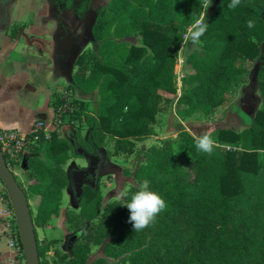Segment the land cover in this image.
<instances>
[{"label": "trees", "instance_id": "trees-1", "mask_svg": "<svg viewBox=\"0 0 264 264\" xmlns=\"http://www.w3.org/2000/svg\"><path fill=\"white\" fill-rule=\"evenodd\" d=\"M255 1L263 0L241 2L236 9L230 10L227 7L230 0H218L209 11L205 19L209 27L201 38L212 35L218 40V45L210 49L204 61V54L197 55L194 61L192 57L188 59L192 61L191 65L198 74L190 80L194 84L177 99L188 102L189 106L182 112L176 109V112L188 115L200 109L208 114L226 100L228 87L242 79L246 61L258 56V41L263 38L264 5L258 6ZM49 2L55 3L54 0ZM202 2L203 0H108L106 5L95 10L90 44L94 46L96 58L87 66L82 53L76 55L74 63L77 69L70 75L66 87L85 94L96 90L100 94L97 119L91 124L90 138L95 131L102 130L112 134L115 136V151H118L125 146L124 143L130 144L127 138L147 133L146 124L152 120L154 112V101L151 98L155 88H164L167 93H174V88L164 87L163 82L167 51L177 41L178 30L198 17ZM113 17H116L117 22L108 33ZM249 19L255 20V28L247 27L246 21ZM135 31L139 32L143 46L131 45L124 49L123 45L120 44L121 48L116 45L114 38H123ZM145 48L151 51L154 58L151 64L143 56ZM92 55L86 53L88 57ZM257 86L264 96V68H260L257 74ZM58 101L55 96L52 107ZM253 120L260 128L253 131L254 138L251 142L264 148V110H256ZM178 136L193 146L194 138L188 131L182 129ZM39 137L38 142L44 145L43 155L52 165L44 164L37 157L30 160L37 179L32 192L39 196L35 215L30 213L32 225L35 221L48 220L58 209L60 189L66 184L60 166L65 150L68 149L74 155L73 143L88 152L92 145L97 146L91 140H84L78 129L72 132V140L57 138L53 133L45 140L41 135ZM216 140L219 143H235L237 133L231 129H219ZM153 150L156 154L143 167L149 176L150 190L164 194L168 205L163 217L157 220L155 235L162 241L161 249L165 250L157 257L156 263L264 264V230L258 229L252 213L258 210V205H251L250 207L254 206L251 211H240L243 220L237 226L224 205L228 199L236 202L242 195V173H264L260 165V171H256L258 164L254 151L230 148L220 152L215 148L211 155L195 157L194 163L189 159L185 160L181 164L183 169L175 173L170 181H166L157 174L164 164V152ZM14 179L27 199L26 190L15 177ZM97 194L96 188L82 189L77 215L82 226L80 234L76 235L81 245L74 246L71 260L66 261V264H86L90 243L101 244L106 257L117 256L128 250L124 231L126 225L119 224V221H115L113 226L110 223L112 216H124L126 220L129 212L127 207L117 201L112 205L113 209L110 205L108 210L101 213L102 218L93 222L92 218L97 211ZM255 196L259 198L258 195ZM35 242L39 264H44L46 261L43 254L50 240L40 243L35 234ZM112 248L118 252L112 254ZM105 256L96 257L89 264H107ZM128 256L130 264H135L143 256L142 249L132 251Z\"/></svg>", "mask_w": 264, "mask_h": 264}, {"label": "rangeland", "instance_id": "rangeland-1", "mask_svg": "<svg viewBox=\"0 0 264 264\" xmlns=\"http://www.w3.org/2000/svg\"><path fill=\"white\" fill-rule=\"evenodd\" d=\"M86 1V0H85ZM88 1V0H87ZM251 0H242V3L249 2ZM108 0H89L85 5L76 3L75 5H62L59 4V8L65 11V23L66 31L72 37L76 36L79 27H81L82 16L84 14L86 6H91L92 9L106 5ZM91 3V4H90ZM259 5H264L263 1H255ZM80 6V8H79ZM85 6V8H84ZM84 8V9H83ZM77 11V13H76ZM204 13L203 2L200 7L198 18ZM209 12L207 11V14ZM78 17L79 21L75 25V29L71 30V27L67 24L68 17ZM26 19V18H25ZM195 19V20H196ZM206 19V18H205ZM194 20V21H195ZM194 21L188 22L182 29L178 30L176 36V42L170 46L167 51V59L165 63L164 71V87L169 89L174 88V93L169 94L163 88H155L152 98V106L154 108L152 120L148 121L146 131L147 133L139 137H129L130 144L124 143V147L115 151V136L107 132L95 131L91 135V124L97 119L96 111L100 104V94L94 90L91 94L81 93L77 90L71 91L66 87L69 84V79L65 80L63 77H56L53 71L52 65H45L43 62H37L34 65L32 63L24 65L21 61L23 55L36 54L32 46H28L25 40L17 38L15 41H10L4 37V34L0 32V63L7 69L8 64H12V69L27 68L26 76L13 75L7 82L1 84L2 90L9 94L8 96H1L0 98V117L4 123L9 120L17 123V129L20 132H28L31 122L34 119L48 120L51 117V111L48 106V101L51 98L58 95H62L66 104V112L61 117V123L58 127L51 123L44 131L40 129L37 133V138L29 144L24 151L17 153L15 158L8 157V168L18 180L19 184L26 190V196L31 215H35L36 207L38 204L39 196L32 192V187L37 182L34 177L33 168L31 166V158L37 157L40 161L46 165H52V163L43 155L44 145L38 142V138L41 135L43 140L48 139L51 133L55 134L57 138H67L72 140V132L78 129L80 135L84 140L92 141V149H97L100 153L101 163L98 169V179L95 188L98 194L96 198V215L92 218L93 222H97L102 218V212L108 210L111 205L118 202L124 203L130 201V197L133 193L139 190V184L144 179L148 180V173L144 170L148 159L156 154L153 149L162 150L163 166L158 170V176L165 178L166 181H170L174 177L175 173H179L183 167L181 164L185 160L194 161L195 157L206 156V153L198 152L195 147V137L209 124L214 126L213 139L216 140V132L219 129H231L237 133V140L235 143L217 142L216 147L220 152L233 148L240 151H254L255 160L264 170V148L254 145L251 141L254 138L253 131L256 132L259 125L253 120V115L256 110H264V96L260 94V89L257 86L255 94L260 97L259 102L254 110L250 114H245L239 106V99L242 97V87L247 84V74L253 64L254 59L247 60L245 63V71L242 74V79L228 87L226 100L220 105L216 106L208 114L203 113L200 109L194 110L192 113L185 115L180 114L179 111L186 109L188 102L177 100L179 96L183 95L188 88L194 83L190 80L195 78L198 72L193 68L192 61L188 59H196L197 55L203 57V61L209 54L210 49L217 46V39L210 35L208 37L200 38L201 43L198 46H193L191 42H185L188 35L189 27ZM116 17L111 18L108 27V33L112 31L116 25ZM206 22V21H205ZM264 34V32H263ZM116 45L120 47L123 45L124 49L131 45H142V38L139 32H133L122 38H114ZM263 40V38H262ZM262 40L258 41V45H261ZM50 45V44H49ZM183 46V50L180 51ZM264 48V46H263ZM10 51V52H8ZM94 46L90 43H86L79 51L82 53L83 58L86 60L87 66L94 60ZM86 53L93 54L92 56H86ZM43 60L52 59L53 53L49 51H42L39 53ZM77 54V55H78ZM143 56L148 58V64L154 62L151 51L145 48ZM72 65L69 69V76L76 72L77 66L73 59ZM30 69V70H29ZM167 77V78H166ZM188 80V81H187ZM57 85L62 86L59 92L54 89ZM52 92V93H51ZM151 101V100H150ZM149 101V103H150ZM177 101V103H176ZM60 102V100L58 101ZM63 102V101H62ZM53 121V118H52ZM196 125L200 128V131L189 132L185 126ZM50 123V120H49ZM186 130L194 138L193 146L187 144L184 139L178 136V132ZM69 133V137H67ZM96 142V143H94ZM214 148V150H215ZM79 148L74 149L75 154H71L68 149L65 150V156L60 166L64 172L66 178V171L70 167L77 168V164L83 165V159L78 157L77 154ZM214 152V151H213ZM189 153L191 157L189 156ZM173 162V168H172ZM11 168L13 170H11ZM177 171V172H176ZM260 171V170H259ZM241 190L242 194L239 199H228L224 205L227 213L233 218L234 224L237 226L239 221L243 220L240 215V211L249 209L253 210L255 205H258V210L254 213L257 221L258 229L264 230V173L256 172L251 174L241 175ZM2 185V183L0 182ZM127 188L129 190V196L121 201L117 198L118 193ZM160 195V194H159ZM164 195V194H163ZM160 195L163 199L164 196ZM255 195H258L257 198ZM165 200V199H164ZM262 203V204H261ZM250 207L251 205H253ZM80 209V200L75 201L71 197V192L66 184L60 189L59 206L55 214H52L46 221H35L33 224L36 237L40 243L45 240H50L46 251L44 252V264H66V261L71 260V251L75 247L81 245L78 240L79 237L73 239L74 235L80 234L82 223L78 222L77 215ZM167 210V209H166ZM165 210V211H166ZM129 211V210H128ZM164 211L156 217L155 223L141 232L135 233L132 228V224L128 222L130 212H128L127 219L122 217H110V223L112 226L116 224L115 221L124 223L126 227L124 231L127 235L128 250L125 253L114 255L112 257H106L102 251L101 244H88V252L86 254L89 264L91 260L99 256H105L107 264H130L129 256L132 251L142 249L143 256L139 258L135 264H157L156 259L165 249H161V240L156 235L157 220L163 217ZM77 233V234H76ZM0 236L6 238V244L12 249L11 264H24L21 244L18 242V230L14 218L11 203L9 201L7 192L4 187L0 190ZM80 236V235H79ZM11 244H10V243ZM118 252L117 249L112 248L111 253ZM123 259L121 260V258ZM165 262L164 259H161ZM123 261V262H121ZM65 262V263H64ZM160 264V263H159Z\"/></svg>", "mask_w": 264, "mask_h": 264}, {"label": "crops", "instance_id": "crops-1", "mask_svg": "<svg viewBox=\"0 0 264 264\" xmlns=\"http://www.w3.org/2000/svg\"><path fill=\"white\" fill-rule=\"evenodd\" d=\"M87 1V0H86ZM89 1V0H88ZM87 1V2H88ZM92 2V0H90ZM4 4V17L3 23L0 24V32L4 34V37L10 41H15L17 38H22L25 40V44L28 46H32L36 51V54L31 55H23L21 61L24 65L32 63L33 65L37 62H43L45 65H52L53 71L55 72L56 77H63L65 80H68L65 76H63L62 61L55 56L57 52L61 49L68 48L69 46H74V41L77 39L80 31L78 29V33L76 32V36L72 37L69 32L66 31V27L63 25L65 23V11L62 10L59 17L55 16V9L49 5L48 0H0ZM85 2V0H84ZM91 4V3H90ZM91 8V6L89 5ZM26 18V19H25ZM61 23L58 24V21ZM79 18L76 16H71L67 18V25L71 27V30L75 29V25ZM82 25V23H81ZM60 38V39H59ZM76 38V39H75ZM50 44V45H49ZM49 51V53H53V57L51 59L43 60L41 56H39L42 51ZM10 52V51H8ZM72 60V58L70 59ZM7 69H4L6 66H2L0 63V83L9 81L13 75H18L20 77L26 76L27 68H14L12 69V64L7 65ZM30 70V69H29ZM0 84V98L1 96H8L2 90V86ZM62 86L57 85L55 87V91L59 92ZM52 93V92H51ZM53 94H51V98L48 101V106L51 111V117L53 115ZM41 120L34 119L31 122L30 129L32 124L36 120H41L45 127L48 128L49 120ZM185 126L189 132L200 131L202 127H198L196 125ZM0 129H11L17 131L19 133H28V132H20L17 129V123L11 122L10 120L7 123H4L0 117ZM11 170H13L11 168ZM3 185L0 184V190ZM28 202V201H27ZM11 254L12 249L6 244V238L4 236H0V264H11Z\"/></svg>", "mask_w": 264, "mask_h": 264}, {"label": "water", "instance_id": "water-1", "mask_svg": "<svg viewBox=\"0 0 264 264\" xmlns=\"http://www.w3.org/2000/svg\"><path fill=\"white\" fill-rule=\"evenodd\" d=\"M218 0H212L211 6L208 8V12L213 8ZM88 20L85 22L87 26L91 19L94 16V13L91 12ZM91 26V25H90ZM86 28V27H85ZM92 39L90 36V28L84 29L83 36L81 35L77 40L74 41V49L80 50L88 41ZM259 46V54L254 59L253 64L247 74V84L242 87V97L239 100L240 109L245 114H250L254 112L260 97L255 94L257 89V74L259 68L264 65V34L261 45ZM72 65V61L67 60L61 67L63 71V76L69 79V69ZM77 147V146H76ZM76 147L74 149H76ZM80 156L85 158H91V166L85 169H78L75 167H70L66 171L67 185L71 193L74 194V200L78 201L80 195H82L81 185L83 183L82 177L86 171H89L91 174H94V171L98 167L99 158L96 155H90L84 150H78L77 152ZM93 178L95 176L93 175ZM0 182L5 188L9 201L12 206L14 213V218L19 234L22 256L24 264H39L35 234L31 221V215L29 211V206L27 199L24 196L22 189L19 187L17 182L14 179L12 172L7 167L2 154L0 153ZM94 183H96L94 179Z\"/></svg>", "mask_w": 264, "mask_h": 264}, {"label": "clouds", "instance_id": "clouds-1", "mask_svg": "<svg viewBox=\"0 0 264 264\" xmlns=\"http://www.w3.org/2000/svg\"><path fill=\"white\" fill-rule=\"evenodd\" d=\"M242 0H230L228 9L234 10L240 4ZM212 0H203L204 13L200 18L196 19L194 23L188 29V35L185 42H191L195 47L201 43V37L208 30L209 25L205 22L206 13L208 8L211 6ZM249 29L255 28V20L249 19L246 21ZM183 50V46L180 51ZM214 126L209 124L207 128L202 130L195 137V147L198 152L206 153L211 155L216 147V140L213 139ZM189 156L191 157L190 153ZM194 163V161H193ZM150 181L144 179L139 184V190L133 193L130 197V201L124 202L121 205L127 207L130 212L128 222L132 224L133 231L135 233L141 232L144 229L151 227L156 217L165 211L168 207L166 201L155 191H151L149 188ZM129 196V190L127 188L121 190L117 198L124 201Z\"/></svg>", "mask_w": 264, "mask_h": 264}, {"label": "flooded vegetation", "instance_id": "flooded-vegetation-1", "mask_svg": "<svg viewBox=\"0 0 264 264\" xmlns=\"http://www.w3.org/2000/svg\"><path fill=\"white\" fill-rule=\"evenodd\" d=\"M55 1V3H50L49 2V0H48V2H49V5L51 6V7H53L54 9H55V16L56 17H59L60 16V13L62 12V10H63V8L62 9H60L59 8V4H62V5H68V4H71V5H75L76 3H81V5H85V3H84V0H54ZM86 3H87V1H85ZM4 4H3V2H0V24L1 23H3V17H4V11H3V9H4ZM79 8H80V6H79ZM84 8H85V6H84ZM83 8V9H84ZM81 9V8H80ZM91 12H93L94 14H95V10L94 9H92V8H88V6H86V8H85V11H84V14H83V16H82V25H81V28H80V31H81V33L79 32V34H78V36L76 37L77 39L82 35L83 36V31H84V29H89L90 28V30H91V26H92V23H93V19H94V16H93V18L91 19V22H89V24L86 26L85 25V22L88 20V18H89V14L91 13ZM76 13H77V11H76ZM57 21H58V19H57ZM89 21V20H88ZM58 24L60 25L61 23L58 21ZM91 25V26H90ZM86 27V28H85ZM90 36H91V33H90ZM75 38V39H76ZM60 39V38H59ZM76 39V40H77ZM91 40H90V38H89V41L87 42V43H91L90 42ZM78 54V50H75L74 49V46L72 45V47L71 46H69L68 48H64V49H60L58 52H57V54L55 55L58 59H59V61H62V64H64L67 60H70L71 58L73 59V61H74V59H75V57H76V55ZM71 61V60H70ZM260 68H264V65H262ZM260 68H259V70H260ZM259 70H258V72H259ZM240 100V99H239ZM239 105H240V103H239ZM77 146V147H76ZM73 147L75 148H79L80 150H83L82 148H80L77 144H75V143H73ZM85 151V150H84ZM88 154H90V155H96L100 160H99V162H98V167L96 168V170L94 171V174H91L89 171H86L85 173H84V175H83V177H82V181H83V183H82V185H81V189H83V188H85V187H89V188H95V185H96V183H97V179H98V169H99V165H100V163H101V157H100V153H99V151L97 150V149H92L91 148V150L88 152V151H86ZM78 154V153H77ZM79 155V154H78ZM78 157H80L81 159H83V165H79V164H77V168L78 169H85V168H87V167H90L91 166V162L93 161L91 158H85V157H83V156H78ZM93 175L95 176V178H93ZM94 179H95V181H96V183H94ZM81 196L82 195H80V198H81ZM71 197L74 199V194L73 193H71ZM80 198H79V200H80ZM76 238V235H74L73 236V239H75Z\"/></svg>", "mask_w": 264, "mask_h": 264}, {"label": "built area", "instance_id": "built-area-1", "mask_svg": "<svg viewBox=\"0 0 264 264\" xmlns=\"http://www.w3.org/2000/svg\"><path fill=\"white\" fill-rule=\"evenodd\" d=\"M58 95V100L60 102L53 106V115L50 119L49 125L53 123L56 128L58 124L61 123V117L64 116L66 112V104L67 101L63 98L64 94ZM63 101V102H62ZM53 118V121H52ZM43 128V129H42ZM45 125L41 120H36L33 122L31 130L28 133H19L17 131L11 129H0V153L2 154L4 161L8 167V157L15 158L17 153L20 151H24L26 147L29 146L30 143L33 142L37 138V133L42 129L45 130ZM18 242L20 245V239L18 236ZM10 243V242H9ZM11 244V243H10Z\"/></svg>", "mask_w": 264, "mask_h": 264}]
</instances>
